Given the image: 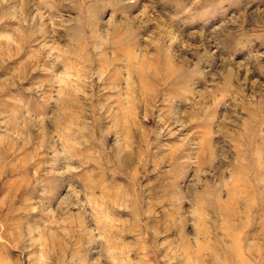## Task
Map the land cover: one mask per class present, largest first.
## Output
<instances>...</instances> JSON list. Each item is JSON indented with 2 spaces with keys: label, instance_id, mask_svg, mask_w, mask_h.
<instances>
[{
  "label": "rangeland",
  "instance_id": "1",
  "mask_svg": "<svg viewBox=\"0 0 264 264\" xmlns=\"http://www.w3.org/2000/svg\"><path fill=\"white\" fill-rule=\"evenodd\" d=\"M0 264H264V0H0Z\"/></svg>",
  "mask_w": 264,
  "mask_h": 264
}]
</instances>
